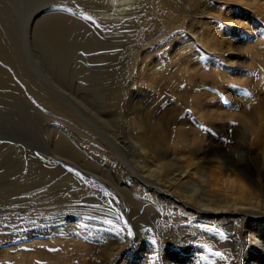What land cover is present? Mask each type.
Here are the masks:
<instances>
[{"label": "rangeland", "instance_id": "obj_1", "mask_svg": "<svg viewBox=\"0 0 264 264\" xmlns=\"http://www.w3.org/2000/svg\"><path fill=\"white\" fill-rule=\"evenodd\" d=\"M234 1L228 0L229 5H219L218 9L225 7L223 9H227L235 20L244 25L229 24L228 29L232 27L229 35L223 33L228 44L223 45V50L213 51L208 56L199 52L200 43L193 44L189 38L195 39L198 34L201 36L202 28L205 30L210 26L214 31L219 29L215 21V13L219 10L212 11L205 19L206 27L197 24L199 16L196 15L192 28L188 26L190 19L185 20L186 24H175V27H157L169 35L175 34V39L180 41L175 45L183 43V46L190 45V48L194 45L195 49L190 52L192 57L195 55L197 58L194 66L196 70L200 68L205 72L207 80L211 81L201 95L196 87L200 84L199 78L194 74V78L189 77L187 63L180 62L179 65L170 66L174 79L167 83L168 93L165 85L160 83L163 91L152 95L148 93L150 89L146 83L136 78L143 67L137 64L139 58L136 56L148 54L146 47L140 44L137 49L135 44H129L128 37L125 38L132 21L133 25L144 24L135 19L137 16H127L128 21L125 17L126 21L121 24L100 22L98 18L113 10L109 1L94 4L83 0H0V50L10 56L8 60L0 53V264H28L27 256L34 249L41 250V253H46L47 249L57 253L62 247H68L66 243L69 241L72 244L71 240L73 243L85 240L82 243L88 245L91 238L101 239L96 236L98 234L104 236L103 240L107 243L119 242L117 245L126 246L123 255L117 256L118 259L121 256V264H163L159 253L161 245L164 244L166 248L178 236L182 239L183 235H193L192 231L179 226L190 225L186 213L176 219L180 222L176 230L170 231V226L175 222L163 217L157 200L137 196L141 193L139 189H142L138 185L135 187L137 194L133 192L132 185L135 181V184L138 183L136 170L140 165L137 164L139 159L136 152H133L130 128H137L133 119L137 115L144 116V113L153 114L163 121L176 120L180 129L176 126L171 129L186 133L184 135L188 136L191 145L185 142L182 135L179 136L181 142L176 137L175 141L170 142L169 147L178 154L173 161L175 165H181V160L190 154L195 157L199 146L206 149L215 139L227 150L233 144H253L255 141L264 145V117L261 113L264 111V14L259 16L258 8L246 3L247 0L238 5ZM258 2L262 5L264 0ZM262 8L264 13V4ZM100 9H106L104 12L108 14H102ZM185 40H188V44ZM159 43L161 45L162 41ZM212 73L218 75L214 80ZM221 74L227 78L223 79ZM140 86L142 91L138 89ZM131 88L136 89L130 95ZM245 91L251 95L246 96ZM162 93L170 96V103L165 101ZM197 94L201 97L198 103L191 106L184 103V100ZM210 112H213L212 117L207 115ZM214 124L219 128H215ZM116 134L121 135L119 142H115ZM118 143H121V147ZM147 191L152 193L154 188ZM37 193L41 197L30 196ZM125 196H130L134 201L143 202L142 199H145L143 203L154 210V216L132 217V208L136 207ZM111 216L114 219L122 216L123 219L118 223ZM100 217H103L102 220ZM103 219L113 223L107 225ZM124 220L127 228L124 227ZM235 224L239 231L232 230ZM222 225L227 229L222 231L226 241L221 250L223 258L229 264H245L244 247L234 248L229 242L235 238L245 239V227L250 224L246 221L240 222V225L236 222H224ZM128 228L132 231L131 236H127ZM158 228L165 233L159 232ZM182 229L184 233L188 230L187 234L179 231ZM109 230H117L118 234ZM259 241L264 244L263 238ZM33 242L37 245H32ZM90 243L104 249L102 241L97 243L90 240ZM210 243L205 250L220 252L212 241ZM148 249L156 250L154 259L140 262L138 256L144 258V252ZM19 252L22 259L25 257L24 260ZM123 258L126 260L123 261ZM55 260L62 262V258ZM113 264H117L116 261Z\"/></svg>", "mask_w": 264, "mask_h": 264}, {"label": "bare ground", "instance_id": "obj_2", "mask_svg": "<svg viewBox=\"0 0 264 264\" xmlns=\"http://www.w3.org/2000/svg\"><path fill=\"white\" fill-rule=\"evenodd\" d=\"M83 1L93 2L94 4L95 3L98 4V2H102V1H105V2L109 1L112 3L113 10L112 11L110 10L111 11V13L109 12L110 14L104 12L106 9H108V7L104 11H103V9L102 10L100 9L101 11H103L102 14L103 13L108 14L104 17L98 18V20L102 23L117 22V23L121 24L120 22L124 21L125 17L127 20V18H128L127 16L134 17V18H135V16H137L135 19H137L140 22L141 21L144 22L143 25L137 26V25H133V21L130 19L132 21V24L130 23L131 21L128 22L129 24H131V26L129 27V29L126 28L128 30L126 31L127 33H126L125 38L128 37L126 39L130 40L129 44H131V45L135 44L137 46V49L139 48L140 44L144 45L146 47V51L148 52V54H146L144 57H142L144 55L143 53H141L139 56H136L137 58H139V61L137 60V64L138 65L140 64L139 66H141V65L143 66L140 73L138 72L139 74H137L136 78H138L144 84L146 83V87H148L151 90V91L149 90L148 93H151L152 95H155L157 93H161L163 91V88L160 85V83L165 85V90L167 92V90L169 89V87L167 86L168 85L167 83H169V81L174 79V73H172L170 66L171 65L172 66L179 65L180 62H186L187 63L186 71L190 73L189 77H193L192 75L194 74V76H197L200 80V84L197 85L196 87H198V90L200 89L201 95H202L203 91H205V89H206L208 83L211 81V79H210V81L207 80L208 79L207 75H205V72H202L200 68L199 69L197 68V70H196L194 63L196 62L197 58L195 57V55H194L195 58L192 57L193 55H192V53H190L191 51H193L194 45H192L193 48H190L191 47L190 45L183 46V43H180L179 45L178 44L175 45L176 42L177 43L180 42L178 39H175L177 36H175V34L169 35L168 33L164 32V31H160L157 27L159 25L161 28L172 27V26L175 27V24H176V26H177V24H180V23L186 24L185 20L190 19L189 20L190 22L188 21L189 22L188 26L191 25V28H192L195 26L194 25L195 24V15L197 17L199 16L197 18V19H199V21H198L199 23H197V24H199V26H201V27L202 26L206 27V23H205L206 20L205 19L208 18V16L211 14L212 11H214L216 9L219 10L218 9L219 5H221V6H224L225 4L229 5V3H227L228 0H83ZM241 1H245V0H236L233 3L238 5L237 3L241 2ZM246 3L255 5L258 8V15L259 16L264 14L263 8H262V5L264 4L263 2H261V3H263L262 5H259L258 0H247ZM99 5H100V3H99ZM110 6H111V4H110ZM221 8L222 9L217 11L218 13H215V15H217V17H215V21L217 23V26H219L218 27L219 29L214 31L210 26H209V28L206 27L207 29L205 28V30H204V28H202L203 33L201 34V36H199V34H198L197 37H195V39H194V37L189 38V39H191L190 41L193 44L197 43V45H198V43H200L199 47L201 48V51H199V52H203L207 56L209 55V53H213V51L223 50L222 49L223 45H225L227 42L226 41L227 39L225 38L226 39L225 40L223 37V33H224V35L228 36L229 30L232 29V27L228 29L229 24H231V26L234 24L238 25V26L240 24L244 25L243 23L239 22L238 19L235 20L232 17V14L229 11H226L227 9L226 10L223 9L225 7H221ZM214 12H216V11H214ZM254 12H257V11H254ZM100 14H101V12H100ZM135 23H137V22H135ZM67 27H68V25H67ZM183 27H185V26H183ZM182 28H180V29H182ZM185 28H183L184 31H185ZM169 29L172 30V28H169ZM233 29H234V27H233ZM119 30H117V31L119 32ZM121 30H123V29H121ZM188 30H190V29H188ZM188 30H186V31H188ZM172 32H173V30H172ZM232 32H233V30H232ZM174 33H176V32H174ZM186 33L188 34V32H186ZM196 33L194 35H196ZM122 35L124 36L125 34H122ZM183 35H184V33H183ZM83 36H84V34H83ZM184 38H187V37H184ZM196 38H198V39H196ZM192 40L193 41L195 40V42H193ZM159 41H162L161 45H160ZM186 41H188V40H185V42ZM93 43H94V41H93ZM157 43H159L160 46L157 45ZM186 43L184 45H186ZM189 44H191V43H189ZM230 44L231 43L229 42V45ZM2 45H3V43H2ZM179 46H181V48ZM128 48L130 49V47H128ZM228 48L229 47H227V49ZM85 49L88 50V48H86V47H85ZM123 49H125V48H123ZM227 49H226V51H227ZM134 51H136V49ZM2 52L3 51L0 50V53L3 55V57L6 58V56H7V59L9 60L10 56H8V53L6 52V54H7L6 55L4 53L5 51L3 53ZM128 53H130V51ZM127 55H129V54H127ZM119 56H121V55H119ZM219 57H221V55H219ZM96 58H98V57H96ZM157 59L159 62L157 61ZM117 60H118V58H117ZM126 61H127V59H126ZM155 61H157V64H154ZM113 62H115V61H113ZM107 65H109V63ZM113 65H115V64L113 63ZM158 66L160 67L159 69H154L155 67H158ZM120 67H122V66H120ZM106 71H107V69H106ZM191 71H194V72L191 74ZM217 76L218 75H216V73L213 74L212 80L216 79ZM220 76L223 79L227 78L225 76V74H223V75L221 74ZM193 78H189V79H193ZM147 83H148V85H147ZM214 83H215V81H214ZM114 85H116V83ZM118 85H120V84H118ZM209 85L214 86V84H209ZM142 86H140V88H138V89L141 90ZM130 87H131V85H130ZM117 88L119 89V87H117ZM10 89H11V87H10ZM135 89L136 88L130 89V95L133 93V91ZM121 90L123 91L122 88H121ZM109 91H110V89H109ZM113 92H114V90H113ZM167 93H162V94L165 97V101L167 103H170L171 99L169 98L170 96L169 97L167 96L168 95ZM120 94H121V92H120ZM124 94H126V93H124ZM138 94H140V92H138ZM200 98L201 97L199 96V94H197V96L188 98L187 101L184 99L183 100H184V103L191 106L192 103L193 104L198 103ZM205 99H207V98H205ZM207 100H209V99H207ZM118 103H120V102H118ZM186 104H184V105H186ZM212 104H213V102H212ZM121 106H122V104H121ZM208 110H210V109H208ZM261 113H262V117H264V111H262ZM207 115L209 117H212L213 112L207 113ZM252 118H253V115H252ZM133 121H135L134 124H135V126H137V128H130L131 131H130L129 135L131 136V139L134 142V143L132 142L133 146L131 145L135 149V151H133V152H136L137 158L139 159L137 164L140 165L139 170H136V174L139 177L137 179L138 183L135 184V182H136L135 181L134 184L132 185L133 186V192L135 194H137V190L135 189V187L139 186V188L142 187V189H139V190H141V193H138L137 196H140V198L147 197L148 199L150 197H153V199L157 200L156 203L159 206H161L162 212L164 213V214L162 213L163 217L168 218L169 220H172L175 222V225L170 226V228H169L170 231L176 230V227H177L176 225L179 222L176 219L179 216H181L182 213L183 214L186 213L187 214V220L189 221L188 223H190V225L184 224L183 226L182 225H179V226L182 227L183 229L186 228L189 231L193 232L192 233L193 235L187 236L188 234L186 233V231L188 232V230H186L185 233L187 235L181 236L182 239H180V236H178L177 240L175 242H173L172 244L170 243L171 245L166 247V248H164V244L161 245L160 249L162 248V250H160L159 253H160V255H162L163 264H229L224 258L216 257L213 254H210L209 251L205 250V246L207 247L208 245H211L210 241H212V243H214L216 245V247L218 248V250L221 252V250L224 249L225 242H226L224 239L225 235L223 234L222 231L223 230L227 231V229L225 227H223L224 225H222V223L231 222V224H232V223L236 222V223H239V225H240V222H246V221H248V224H250V225L245 227V230H246L245 239H236L235 238L234 240L230 241L229 243H231L234 248L235 247H240V248L244 247V251H245V255H246L245 264H264V244L260 243L261 241H259L262 238L264 239V145H260V143H256V141H255V143H253V144H249V143L240 144V145L239 144H235V145L233 144V146H231L227 150V149H224L222 144L219 143V141L215 139L212 141L210 146H208V145L206 146L208 148L205 147L206 149H204V147L199 146L200 148H197L196 154L193 153V154H195L194 155L195 157H191V154H190L189 156H187L186 158L184 157L181 160L182 163L180 161L181 165H179V163H178V165H175L174 164L175 162L173 163V161L176 160V157H177L176 155H178V154L175 152L174 148H171V146L169 147L170 142L175 141V137L178 139L179 142H181L179 139V136L182 135L183 137L185 136L184 137L185 142L187 144H190L188 142L190 140L187 139L188 136L184 135L186 133L182 134L183 131L182 132H178V131L176 132L177 129H175V130L171 129V127H173V126L174 127L176 126V128H179V126H177L178 123H176V120L168 119L166 121H163L161 118L159 119L157 117H154L153 114H148V113L145 114L144 113V116L137 115L133 119ZM181 123H182V125H185V126L188 125L186 122L185 123L181 122ZM215 128H219V125H215ZM225 128H222V129L226 131ZM225 131H223V132H225ZM226 132H229V131H226ZM116 135L118 138L117 137L114 138L115 142L116 141L119 142L118 139H119V137L121 139V135H118V134H116ZM219 135H221V132ZM235 136H237V135H235ZM184 138H183V140H184ZM262 139H264V138H262ZM118 144H119V147H121L120 146L121 143H118ZM183 145H185V144H183ZM166 148H168V149H166ZM171 151H173V152H171ZM122 152H124V151H122ZM122 152H120V153H122ZM131 154H129V155L131 156ZM133 158H135V157H133ZM73 163H75V161ZM136 185H138V186H136ZM149 188H154V192L151 193V191H147ZM32 191H34V190H32ZM32 191H29V192H32ZM30 196L33 198L34 197L35 198L41 197V195H39V193H37L36 195H30ZM31 197L29 199H31ZM125 197H126L127 201L130 202L131 205H132V202L135 204L136 208H132V211H134L131 214L132 217H133V215H136V217H137V215H141L143 217L148 216V218H149V217H151V215L153 213H155V212H153L154 210L152 208L147 207L146 206L147 204L146 205L144 204L145 203L144 201H146L145 199H142V200H144L143 201L144 203H143L139 200H137L138 202L134 201L132 198H130V196H125ZM157 207H155V208H157ZM99 209L100 208H97V210H99ZM96 212H98V211H96ZM96 212H95V214H96ZM113 212L115 213V211H113ZM100 213H101V211H100ZM116 214H119V213H116ZM90 216H88V217L91 218ZM112 216H114V214ZM112 216H111V218L116 222V219H114ZM152 216H154V215H152ZM160 216H162V215H160ZM101 218H103V217H100V219ZM106 219H108V218H106ZM140 219H142V218L140 217ZM135 220H137V219H135ZM156 220H154V221H156ZM185 220H183V221H185ZM183 221L181 220V222H183ZM44 222H46V221H44ZM101 222H100V224H103ZM94 223H96V222H94ZM118 223H119V221H118ZM131 223H133V222H131ZM216 223H220V225L216 226ZM147 224H149V223H147ZM91 225H93V224H91ZM104 225H106V224H104ZM143 225L144 224H142V226ZM93 226H95V225H93ZM99 226H101V225H99ZM251 226H253V227H251ZM238 228L239 227L235 224V226L233 227L232 230L239 231ZM95 229H96V227H95ZM98 229H101V228H98ZM158 229H159V232L163 231V229H161V228H158ZM183 229L179 230V231H183ZM109 231L112 232L113 230H109ZM116 231L115 232L113 231V232L116 233ZM103 233L104 232H102V234ZM164 233L165 232L163 231L162 234H164ZM169 233H171V232H169ZM182 233L185 234L184 231ZM116 234H118V233H116ZM239 235H241V234H239ZM96 236H98L101 239L96 240V239L91 238V239H89L88 245L82 243V242H85V240L82 242L81 241L80 242L74 241L75 243H73V241L71 240L72 244H70V241H69V243H66L67 246H68V244H69V246L66 248L62 247L61 251H58L57 253H54L53 251L51 252V250H49V249H47L49 252L47 251L45 253V251H43V253H41L42 252L41 250L35 251V249H34V252L28 254V256L26 255L28 264H37V261H39L40 264H42V263H44V264H57L59 262H57L55 259H58V258H62L61 263H64V264H113L115 261L117 264H121L122 263L121 256L123 255L124 249L126 248V246L117 245V243L119 244V242H117V243L108 242L110 244L109 245L106 241L103 240L104 236L102 237L101 234H98ZM119 236H120V234H119ZM229 237H230V235H229ZM90 240H91V242L96 241L97 243L99 241H102V243L105 244L104 249H102L100 247L96 248L94 245H91ZM115 240H118V239L116 238ZM36 242H37V240H36ZM36 242H33L32 245L35 244V246H36L37 245ZM215 245H213V246H215ZM24 247H27V246H24ZM150 248H151V246H150ZM19 249H20V247H19ZM27 249H28V247H27ZM17 250H15V251H17ZM213 250H215V249H213ZM20 252H19V254H20V257L22 259V255ZM144 253H146L144 255V258H140L138 256V259L140 260V262H142L144 259H147L148 261L150 259H154L156 250L148 249L147 252H144ZM211 253H213V252H211ZM22 254H24V253H22ZM8 255H9V253H8ZM118 255H121L119 259L117 257ZM5 256H6V254H5ZM17 256H18V254H17ZM17 256L14 255V257H17ZM24 259H25V257L22 260H24ZM125 260L123 258V261H125ZM19 261H20V263H22L21 260H19ZM61 263H59V264H61Z\"/></svg>", "mask_w": 264, "mask_h": 264}, {"label": "snow or ice", "instance_id": "obj_3", "mask_svg": "<svg viewBox=\"0 0 264 264\" xmlns=\"http://www.w3.org/2000/svg\"><path fill=\"white\" fill-rule=\"evenodd\" d=\"M182 87H183V85H182ZM246 96H250L251 94L250 93H248V92H246L245 91V93H244ZM117 221H120L121 219H123L122 218V216H118L117 218ZM105 223H107V224H112L113 223V221H111V220H106V221H104ZM124 224H125V228H127V222L125 221L124 222ZM121 231H124V229H121ZM127 235H129V236H131L132 235V231H131V229L130 228H128L127 229ZM212 250L211 249H209V252H211ZM213 255L214 256H216V257H220V258H223V254L221 253V252H215V253H213ZM37 264H40V262L39 261H37Z\"/></svg>", "mask_w": 264, "mask_h": 264}]
</instances>
